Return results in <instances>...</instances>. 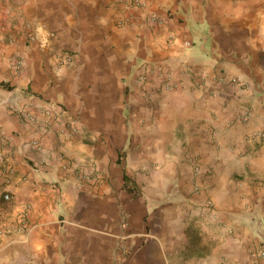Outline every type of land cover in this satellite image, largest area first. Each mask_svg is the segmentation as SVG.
Listing matches in <instances>:
<instances>
[{"label": "crops", "instance_id": "0c3cea01", "mask_svg": "<svg viewBox=\"0 0 264 264\" xmlns=\"http://www.w3.org/2000/svg\"><path fill=\"white\" fill-rule=\"evenodd\" d=\"M1 83L0 264H264V0H0Z\"/></svg>", "mask_w": 264, "mask_h": 264}, {"label": "rangeland", "instance_id": "374dc122", "mask_svg": "<svg viewBox=\"0 0 264 264\" xmlns=\"http://www.w3.org/2000/svg\"><path fill=\"white\" fill-rule=\"evenodd\" d=\"M58 61H59V63H60V65H70V64H72L73 63V60H74V56H73V54L72 53H70V52H68V51H65L64 49L63 50H59V52H58ZM151 78V74H147V75H143L142 77H141V79L139 78V81L142 83V85L141 86H146V84H148V83H153V86L152 87H155V88H153L150 92H148L147 90H145L144 92V97H152V96H155V93H158V91H156L155 89H159V91H178L179 89H180V84L178 83V82H176L175 80H174V78H173V75H172V73H166L165 75H163V77H162V80H161V78H159V79H156L155 77L153 78V79H150ZM154 91V92H153ZM58 107H60V109H61V111H62V113H64L65 111H66V109L63 107V106H58ZM146 113H150V110L149 109H147V107H146ZM145 125V121L144 122H142V124H141V126H144ZM123 157H125V154H121V153H119V155H118V160H117V164L119 165H121V161H122V158ZM148 164V163H147ZM119 169V168H118ZM117 172L119 173V175L121 174V172L122 171H120V169L119 170H117ZM137 172H139V173H146L147 175L148 174H150V171L148 170V168H145V169H143V170H140V171H137ZM92 173V174H91ZM91 173L89 174V171L86 173V174H84L83 173V178H82V180H80V182L81 183H83V179L84 178H87L88 179V177H90V180H93V178H95L96 180H95V185L94 186H96V185H98L97 187H98V190H100L101 191V185L102 184H104V181H105V178H104V173H102V172H100V171H97V170H92L91 171ZM195 175H197L198 174V171H195ZM92 176V177H91ZM125 176H127L128 178H129V181H130V183H129V186L130 187H132V188H134V190H135V195L134 194H131V193H127L125 190V193L126 194H129V195H132L134 198H137L139 195H142V189H141V187L137 184V181H135L136 180V178L135 177H133L132 175L130 176V175H127V173H126V169H125V173H124V177ZM134 178V179H133ZM113 179L114 180H116L115 179V177H113ZM85 180V179H84ZM110 180V179H109ZM124 180V179H123ZM125 182V181H124ZM80 183V185L79 186H82V184ZM125 186V185H124ZM202 189H201V187L199 186V185H196L195 187H194V192L195 193H199L200 191H201ZM5 194H8V195H10V197H11V200H10V202H13V194H11V193H5ZM4 195V194H3ZM99 196V195H98ZM118 201H120L121 203L123 202V201H121V199H120V197H118ZM211 200H208L207 201V207L208 208H210V209H212V205L213 204H209V202H210ZM212 202V201H211ZM27 205H30L31 206V208H32V205L31 204H26L25 206H27ZM25 208V207H24ZM11 211H13L14 210V208H13V204H11V209H10ZM117 211H120V215L119 214H115L116 215V217L119 215V218H116V219H114V221H113V223H114V228H116L117 230H121L122 228L120 227V222L122 223L123 221H126V219H127V217H125V214H121V211L122 210H118L117 209ZM122 217V218H121ZM64 219V218H63ZM67 220H68V223L66 224L67 226H70V224H71V221H70V218H69V216H67ZM72 220V219H71ZM62 226H63V223H62ZM27 229V228H26ZM26 229H23L22 231H24V230H26ZM147 229V228H146ZM132 231H130L129 233H127V235H130V233H131ZM126 234L124 235V237H121L120 239H119V241H118V243H117V248L114 250V252H115V258L116 257H118V264H124L125 262H126V259H128V256L130 255L129 253H131V251L129 252V250H128V243H127V240H126V236H127ZM147 235V234H146ZM124 238V239H123ZM62 244H64L63 242H62ZM144 244V243H143ZM126 247H127V250H126ZM12 251V250H11ZM48 250H47V248H46V252H47ZM118 252V253H117ZM60 253H61V261H60V264H63V263H65V260H66V255H65V253L62 251V249L60 248ZM177 253H179V250L177 251V252H175L174 253V255L172 256V257H176L177 258V256H179ZM175 254H177V255H175ZM48 254H46V256H47ZM50 256V255H49ZM49 258H51V256L49 257ZM178 259V258H177ZM37 259H34V257H33V254H31L30 253V257H29V262H30V264H38L37 262L35 263V261H36ZM44 261H45V263L44 264H53L52 262H49L48 263V259H47V257H45V259H44ZM39 264H41V263H39Z\"/></svg>", "mask_w": 264, "mask_h": 264}, {"label": "built area", "instance_id": "2783aa9c", "mask_svg": "<svg viewBox=\"0 0 264 264\" xmlns=\"http://www.w3.org/2000/svg\"><path fill=\"white\" fill-rule=\"evenodd\" d=\"M136 2H137L138 5L141 4L139 1H136ZM186 45L189 46L190 43H187ZM20 66H21L20 63L17 64V68L18 69L20 68ZM232 82L233 83H237L238 80L236 78H234V79H232ZM256 137L264 139V133L263 132L257 133ZM3 198H4L5 201H10L11 200V197L8 194H4ZM209 204H212V202L210 201ZM30 210H31V206L30 205L25 206V208L23 210V213H22V216H21V219L23 220L22 228H26L27 227V222L29 221V218H30ZM259 256L264 258V252L260 253Z\"/></svg>", "mask_w": 264, "mask_h": 264}, {"label": "trees", "instance_id": "16d2710c", "mask_svg": "<svg viewBox=\"0 0 264 264\" xmlns=\"http://www.w3.org/2000/svg\"><path fill=\"white\" fill-rule=\"evenodd\" d=\"M0 85H2L4 88H7V89H10L11 88L8 85H3V83H1ZM124 181H125L124 190L127 193H131V194H134L135 195L136 193H135L134 188H132V187L129 186L130 181H129V178L127 176L124 177ZM2 200H3L4 203H9L10 202V201H5L4 198H2Z\"/></svg>", "mask_w": 264, "mask_h": 264}]
</instances>
